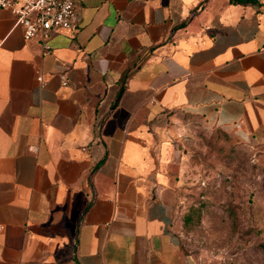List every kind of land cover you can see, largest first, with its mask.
I'll return each mask as SVG.
<instances>
[{"label": "crops", "instance_id": "0c3cea01", "mask_svg": "<svg viewBox=\"0 0 264 264\" xmlns=\"http://www.w3.org/2000/svg\"><path fill=\"white\" fill-rule=\"evenodd\" d=\"M76 8L46 52L0 7V264H194L185 137L232 130L264 160V0Z\"/></svg>", "mask_w": 264, "mask_h": 264}, {"label": "rangeland", "instance_id": "374dc122", "mask_svg": "<svg viewBox=\"0 0 264 264\" xmlns=\"http://www.w3.org/2000/svg\"><path fill=\"white\" fill-rule=\"evenodd\" d=\"M196 125V126H195ZM177 219L194 264H264V160L240 135L192 125Z\"/></svg>", "mask_w": 264, "mask_h": 264}, {"label": "built area", "instance_id": "2783aa9c", "mask_svg": "<svg viewBox=\"0 0 264 264\" xmlns=\"http://www.w3.org/2000/svg\"><path fill=\"white\" fill-rule=\"evenodd\" d=\"M77 0H0V7L15 14V20L23 28L24 38H40L46 52L47 43L53 30L57 28L74 29L77 24ZM37 79L43 81L42 75ZM66 83V79L63 80Z\"/></svg>", "mask_w": 264, "mask_h": 264}]
</instances>
